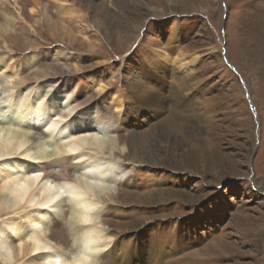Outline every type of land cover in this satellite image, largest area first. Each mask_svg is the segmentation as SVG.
Segmentation results:
<instances>
[{
  "label": "rangeland",
  "instance_id": "rangeland-1",
  "mask_svg": "<svg viewBox=\"0 0 264 264\" xmlns=\"http://www.w3.org/2000/svg\"><path fill=\"white\" fill-rule=\"evenodd\" d=\"M39 2L0 0V22H14L7 52L24 74L47 69L51 80L69 81L91 100L100 98L94 72L126 99L143 82L137 74L144 65L166 81L154 118L118 115L104 101L112 129L135 137L133 180L120 192L117 218L108 212L110 227L142 248L164 231L161 237L178 245L175 263L264 264L263 0ZM63 7L81 21L62 18ZM34 50L48 57L26 65ZM159 54L169 59L155 69ZM171 71L185 81L176 82ZM176 85L189 98L182 109Z\"/></svg>",
  "mask_w": 264,
  "mask_h": 264
},
{
  "label": "bare ground",
  "instance_id": "bare-ground-1",
  "mask_svg": "<svg viewBox=\"0 0 264 264\" xmlns=\"http://www.w3.org/2000/svg\"><path fill=\"white\" fill-rule=\"evenodd\" d=\"M260 9L264 24V6ZM60 15L83 17L64 7ZM45 21L50 22L48 15ZM13 25V18L0 22V264H182L174 262L179 248L161 237L164 231L153 232L142 248L136 238L110 227L107 217L111 211L117 218L120 192L133 180L135 137L124 139L112 129L114 116L104 101H111L118 115L154 118L164 106L166 81L144 65L137 74L143 82L126 99L94 72L100 98L91 100L72 90L69 81L51 80L47 69L35 70L33 77L24 74L22 62L5 45ZM47 55L34 50L25 63L38 65ZM168 59L159 54L152 66L159 69ZM173 77L186 79L182 73ZM168 86L171 93L173 84ZM184 89H173L184 100L177 99L180 109L189 100Z\"/></svg>",
  "mask_w": 264,
  "mask_h": 264
},
{
  "label": "snow or ice",
  "instance_id": "snow-or-ice-1",
  "mask_svg": "<svg viewBox=\"0 0 264 264\" xmlns=\"http://www.w3.org/2000/svg\"><path fill=\"white\" fill-rule=\"evenodd\" d=\"M25 185L24 184H22L21 185V188H23ZM85 223H88V221H85ZM11 253H9V255H10Z\"/></svg>",
  "mask_w": 264,
  "mask_h": 264
}]
</instances>
